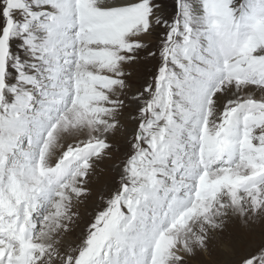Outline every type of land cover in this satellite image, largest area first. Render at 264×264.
<instances>
[{
  "label": "snow or ice",
  "instance_id": "obj_1",
  "mask_svg": "<svg viewBox=\"0 0 264 264\" xmlns=\"http://www.w3.org/2000/svg\"><path fill=\"white\" fill-rule=\"evenodd\" d=\"M261 221L264 0H0V264H264Z\"/></svg>",
  "mask_w": 264,
  "mask_h": 264
},
{
  "label": "rangeland",
  "instance_id": "obj_2",
  "mask_svg": "<svg viewBox=\"0 0 264 264\" xmlns=\"http://www.w3.org/2000/svg\"><path fill=\"white\" fill-rule=\"evenodd\" d=\"M228 227L230 229L231 238L235 239V238L243 237L244 233H242L240 230L241 227H243L242 225H238L237 223L230 222ZM245 231L247 232L248 235H252L253 233L259 235L261 232H264V221L248 226L245 229Z\"/></svg>",
  "mask_w": 264,
  "mask_h": 264
}]
</instances>
